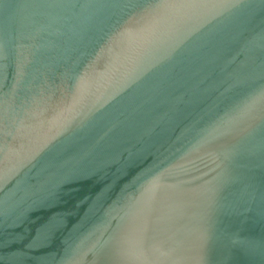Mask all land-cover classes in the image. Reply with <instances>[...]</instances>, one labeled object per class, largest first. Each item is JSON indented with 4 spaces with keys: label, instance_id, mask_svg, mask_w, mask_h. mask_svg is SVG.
<instances>
[{
    "label": "water",
    "instance_id": "1",
    "mask_svg": "<svg viewBox=\"0 0 264 264\" xmlns=\"http://www.w3.org/2000/svg\"><path fill=\"white\" fill-rule=\"evenodd\" d=\"M0 264H264V0H0Z\"/></svg>",
    "mask_w": 264,
    "mask_h": 264
}]
</instances>
